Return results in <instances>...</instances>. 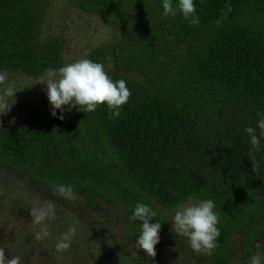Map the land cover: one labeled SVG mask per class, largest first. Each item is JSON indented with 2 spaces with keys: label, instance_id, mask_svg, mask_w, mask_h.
<instances>
[{
  "label": "trees",
  "instance_id": "1",
  "mask_svg": "<svg viewBox=\"0 0 264 264\" xmlns=\"http://www.w3.org/2000/svg\"><path fill=\"white\" fill-rule=\"evenodd\" d=\"M74 1L113 29L88 57L132 95L111 119L101 105L86 113L65 106L56 117L36 108L0 122V166L48 194L70 185L90 208L121 206L132 250L142 221L129 217L144 203L162 223L161 245L198 264L264 256V138L255 151L244 131L264 115V0H194L197 25L179 11L165 16L162 0ZM53 4L0 0V72L39 77L65 65L61 39L45 31ZM189 196L215 204L211 255L194 252L166 215Z\"/></svg>",
  "mask_w": 264,
  "mask_h": 264
},
{
  "label": "rangeland",
  "instance_id": "2",
  "mask_svg": "<svg viewBox=\"0 0 264 264\" xmlns=\"http://www.w3.org/2000/svg\"><path fill=\"white\" fill-rule=\"evenodd\" d=\"M45 31L61 39L65 64L89 59L92 49L115 37L112 28L97 16L82 11L74 0H54ZM5 73L8 82L19 91L11 111L0 115V122L27 110L51 107L46 85H33L41 76ZM45 200L55 203L56 217L46 222L50 236L36 241L34 236L41 225L32 223L31 207ZM101 206L90 208L79 195L68 200L55 192L48 194L17 171L0 166V247H4L6 258L20 256L21 264H198L191 254L161 245L160 241L155 246L154 258L136 247L132 250L126 237L130 227L124 221L123 208ZM171 214L174 212H166L168 217ZM73 218L79 223L72 244L67 251L57 252L55 245L61 234L68 231Z\"/></svg>",
  "mask_w": 264,
  "mask_h": 264
},
{
  "label": "clouds",
  "instance_id": "3",
  "mask_svg": "<svg viewBox=\"0 0 264 264\" xmlns=\"http://www.w3.org/2000/svg\"><path fill=\"white\" fill-rule=\"evenodd\" d=\"M162 7L165 16L175 17L179 11L190 25L199 23L194 0H178L175 7L172 0H162ZM229 11H231L230 7ZM36 84L46 85V95L53 117L57 116L56 110L63 113L65 106L69 112L76 108L78 111L86 113L95 112L101 105H106L109 109L110 119L119 117L121 107L129 101L132 95L123 79L113 81L105 71L103 64L87 58L67 63L58 69H48L33 85ZM17 91L19 90L8 82L7 74L0 72V115H7L11 111L16 102L15 94ZM257 115L260 116L257 126H249L244 130L250 138L252 149L255 151L260 150V140L264 138V115L260 113ZM57 118L63 120L64 116L60 115ZM257 128L259 129V136L257 135ZM249 157L255 172L258 165L251 151ZM52 188L55 193L65 199L73 200L76 198L75 191L70 185L57 184L53 185ZM214 208L215 204L210 199L197 201L193 196H189L187 201L180 204L174 212L171 223L173 229L178 235L188 239L194 252L211 255L217 247L216 241L220 236L217 227L219 217ZM30 215L33 224L41 225L40 230L35 233L34 239L43 241L50 236L46 222L55 219L56 205L50 200H45L39 206L31 207ZM156 215V211L147 204L136 203L132 215L129 217L130 220L142 221L139 238L135 243L136 249L143 250L148 257L152 258L156 256L155 246L159 243V233L162 226V223L152 222ZM78 223L73 218L68 231L61 234L55 245L57 252H64L70 248ZM0 264H21V257L6 258L4 247H0ZM247 264H264V256L257 251L250 256Z\"/></svg>",
  "mask_w": 264,
  "mask_h": 264
}]
</instances>
